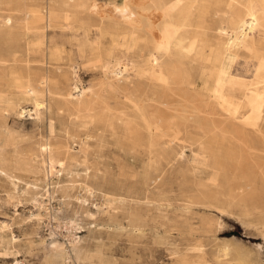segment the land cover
Returning <instances> with one entry per match:
<instances>
[{
    "label": "bare ground",
    "instance_id": "bare-ground-1",
    "mask_svg": "<svg viewBox=\"0 0 264 264\" xmlns=\"http://www.w3.org/2000/svg\"><path fill=\"white\" fill-rule=\"evenodd\" d=\"M31 111L40 138L9 122ZM72 166L66 189L104 207L74 209L89 234L67 221L46 264H112L119 238L151 248L174 232L213 250L175 244L172 264H264L218 237L220 217L194 216L215 209L264 237V0H0V177L12 198L43 177L52 200Z\"/></svg>",
    "mask_w": 264,
    "mask_h": 264
},
{
    "label": "rangeland",
    "instance_id": "rangeland-1",
    "mask_svg": "<svg viewBox=\"0 0 264 264\" xmlns=\"http://www.w3.org/2000/svg\"><path fill=\"white\" fill-rule=\"evenodd\" d=\"M93 78V75L84 70L83 80L86 84L93 81ZM31 113L22 118L10 115L9 122L14 125L21 122L20 124L24 127L27 136L40 138L47 128V119L46 122L39 121L33 114L34 112L31 111ZM74 151H79L78 143L75 144ZM64 166L69 168L70 164L65 162ZM59 168L57 165L56 169ZM71 168L72 170L68 169L62 171V174L60 173L61 186L64 191H68L69 195L63 196V190H60L57 197L52 200L45 194L46 188L42 181L43 177L40 180L42 183L39 182L42 186L33 183V179L22 182L28 184L33 190L27 196L18 195V198H12L13 187L3 177H0V223H6L9 226L4 231L0 230V239H2L0 242V264H46L45 247L56 240L68 243L69 228L65 223L70 219L80 223L76 229L77 236L89 234L88 227H83L85 221L83 220L82 223L81 215L77 218L70 217L74 216L73 210L79 208L90 215L100 216L104 207L103 201L100 195L91 197L79 188L66 189L72 184L69 180L70 171H76L75 166ZM24 188V185H21L16 192L22 194ZM34 197H38L37 202L33 200ZM181 204L185 203L181 202ZM194 212H196L194 216L196 217L195 226L197 228L201 225L203 217L213 220L220 217L222 228L218 237L240 239L254 256H258L264 261V237L258 228L247 227L236 217L221 214L215 209L195 207ZM55 216L58 220L54 219ZM197 240L205 241L208 244V251L213 250L212 244H210L212 239L199 232L190 237H180L174 232V237L167 239L166 243L151 248H147L143 242L136 244L129 241L124 236L115 241L110 251V259L112 264H172L173 256L169 248L174 247L175 244L185 248L189 243H194Z\"/></svg>",
    "mask_w": 264,
    "mask_h": 264
}]
</instances>
